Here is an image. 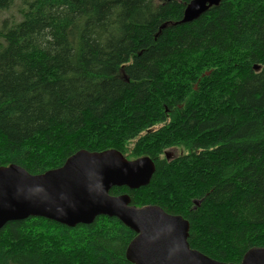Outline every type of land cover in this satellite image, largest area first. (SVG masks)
I'll return each mask as SVG.
<instances>
[{"label":"trees","instance_id":"trees-1","mask_svg":"<svg viewBox=\"0 0 264 264\" xmlns=\"http://www.w3.org/2000/svg\"><path fill=\"white\" fill-rule=\"evenodd\" d=\"M189 1L0 0V167L148 156L147 186L109 194L181 216L191 249L239 263L264 248V0H222L181 24ZM169 148L186 154L160 159ZM134 237L106 216L29 217L0 229V264H131Z\"/></svg>","mask_w":264,"mask_h":264},{"label":"water","instance_id":"water-1","mask_svg":"<svg viewBox=\"0 0 264 264\" xmlns=\"http://www.w3.org/2000/svg\"><path fill=\"white\" fill-rule=\"evenodd\" d=\"M221 1H189L180 23L197 20ZM154 171L148 156L130 161L116 150H80L61 167L38 175L13 164L0 167V229L7 222L29 217L72 228L106 216L135 233L125 250L131 264H264L262 247L249 249L239 263L215 261L190 248L189 224L181 216L154 205L136 207L127 195L109 194L113 187L137 190L147 186Z\"/></svg>","mask_w":264,"mask_h":264},{"label":"rangeland","instance_id":"rangeland-1","mask_svg":"<svg viewBox=\"0 0 264 264\" xmlns=\"http://www.w3.org/2000/svg\"><path fill=\"white\" fill-rule=\"evenodd\" d=\"M154 3H160V2H163L164 0H152ZM14 9L15 8H13V9H11L8 13H4L3 15H2V17H5V18H7L8 16H9V14L10 13H14ZM197 87V83H195L194 84V90H195V88ZM171 113V111L170 110H167V109H165V115H166V118L168 117V115ZM168 123V120L166 119V122L165 123H163V124H158V125H155V126H153V127H151V128H149V129H147L145 132H144V134H146V133H151V132H153V131H156L157 129H159L160 127H162V126H165L166 124ZM129 149H128V153L126 152V155L125 156H127V157H129V158H135L133 155H132V153H130V150L132 149V144H128V146H127ZM164 153H168L169 154V158L170 157H177V156H181V155H184V154H186V151L184 150V149H181V148H169V149H166L165 151H163V153L159 156V158L160 159H163V158H165V156H164ZM143 157V156H142ZM131 161V160H130Z\"/></svg>","mask_w":264,"mask_h":264},{"label":"flooded vegetation","instance_id":"flooded-vegetation-1","mask_svg":"<svg viewBox=\"0 0 264 264\" xmlns=\"http://www.w3.org/2000/svg\"><path fill=\"white\" fill-rule=\"evenodd\" d=\"M166 155H168V157H166ZM164 156L166 157V159L170 160L171 158H174V157H170L169 158V154L168 153H164Z\"/></svg>","mask_w":264,"mask_h":264},{"label":"bare ground","instance_id":"bare-ground-1","mask_svg":"<svg viewBox=\"0 0 264 264\" xmlns=\"http://www.w3.org/2000/svg\"><path fill=\"white\" fill-rule=\"evenodd\" d=\"M178 157V156H177ZM3 227V226H2Z\"/></svg>","mask_w":264,"mask_h":264}]
</instances>
